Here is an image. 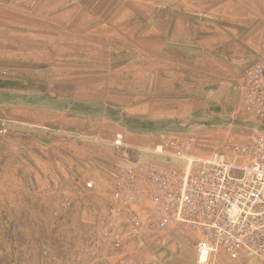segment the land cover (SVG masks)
I'll list each match as a JSON object with an SVG mask.
<instances>
[{"label":"crops","instance_id":"0c3cea01","mask_svg":"<svg viewBox=\"0 0 264 264\" xmlns=\"http://www.w3.org/2000/svg\"><path fill=\"white\" fill-rule=\"evenodd\" d=\"M66 24L71 33L63 38ZM62 58L70 70L84 71L70 78L99 80L92 85H100L106 101L97 117L61 107L66 97L58 85L50 89L54 79L38 91L26 86L27 71L46 63V70H60L54 65ZM256 60L264 62V0H117L101 10L55 9L51 17L28 0H0V123L41 132L82 128L134 151L191 137L204 153L210 144L243 142L253 134L250 125L264 123L242 102L243 73ZM31 93L39 104L14 97ZM139 250L132 262H120L124 253L89 249L85 264H202L193 242L188 250L172 244L154 260ZM185 251L188 262L181 261ZM227 263L221 251L205 264Z\"/></svg>","mask_w":264,"mask_h":264},{"label":"rangeland","instance_id":"374dc122","mask_svg":"<svg viewBox=\"0 0 264 264\" xmlns=\"http://www.w3.org/2000/svg\"><path fill=\"white\" fill-rule=\"evenodd\" d=\"M28 1L30 7L39 6L48 17L55 9L87 5L101 10L117 2ZM62 27L63 38H68L69 26ZM61 55H65L62 48ZM46 65L27 71L30 75L23 77L27 87L38 91L47 88L43 81L54 79L58 83L50 89L58 85L60 94L66 97L61 107H76L78 115L80 110L93 117L101 114V103L106 99L102 98L100 85H92L99 80L70 78L84 71L70 70L65 58L54 65L60 70L48 71ZM14 97L40 103L32 93ZM247 129L253 132L264 127L252 124ZM121 158V148L115 147L114 139L106 134L66 127L41 132L20 124L0 123V264H85L90 258L89 249L124 253L120 262L127 257L131 261L134 252L143 248L141 255L151 260L160 258L159 254L172 244L188 250L195 241L189 227H154L149 201L129 206L114 197ZM187 252L181 261H189Z\"/></svg>","mask_w":264,"mask_h":264},{"label":"built area","instance_id":"2783aa9c","mask_svg":"<svg viewBox=\"0 0 264 264\" xmlns=\"http://www.w3.org/2000/svg\"><path fill=\"white\" fill-rule=\"evenodd\" d=\"M241 87L244 110L255 122L264 118L263 61L244 70ZM114 144L122 156L116 199L129 206L149 201L154 227H189L202 264L221 251L227 264H264V129L240 143L207 145L204 153L191 137L135 151L120 141Z\"/></svg>","mask_w":264,"mask_h":264},{"label":"bare ground","instance_id":"6f19581e","mask_svg":"<svg viewBox=\"0 0 264 264\" xmlns=\"http://www.w3.org/2000/svg\"><path fill=\"white\" fill-rule=\"evenodd\" d=\"M202 259L205 258V252L202 253V256H201Z\"/></svg>","mask_w":264,"mask_h":264}]
</instances>
